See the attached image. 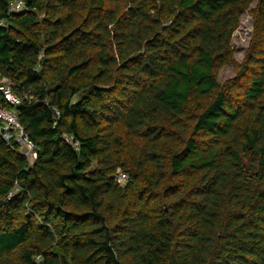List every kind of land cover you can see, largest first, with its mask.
<instances>
[{
  "label": "trees",
  "instance_id": "obj_1",
  "mask_svg": "<svg viewBox=\"0 0 264 264\" xmlns=\"http://www.w3.org/2000/svg\"><path fill=\"white\" fill-rule=\"evenodd\" d=\"M12 1L0 107L37 148L0 123V264H264V0Z\"/></svg>",
  "mask_w": 264,
  "mask_h": 264
},
{
  "label": "built area",
  "instance_id": "obj_2",
  "mask_svg": "<svg viewBox=\"0 0 264 264\" xmlns=\"http://www.w3.org/2000/svg\"><path fill=\"white\" fill-rule=\"evenodd\" d=\"M24 1L23 0H14L9 5V11L8 15H11L15 12L21 11L24 8ZM0 26L2 27H8V20L3 19L0 21ZM1 91L4 94V97L13 105L17 106L21 103V99L17 97L11 87L10 82L5 80L3 82V87L0 88ZM60 117V111L58 109L55 110V118ZM0 123L1 131H2V137L9 143L11 142L14 144H17L19 147V151L25 155L29 160L34 159L36 157V148L37 146L35 143L32 142V140L29 138L28 134L25 132L24 128L20 124L17 118V114L15 111H9L7 109L0 107ZM65 140L72 145L75 149H78L79 142L74 138V136L71 135H65ZM15 140V141H14ZM128 174L125 173L122 170H118V172L115 175V181L121 185H125L128 181ZM14 192L11 191L9 193L8 199L12 198Z\"/></svg>",
  "mask_w": 264,
  "mask_h": 264
},
{
  "label": "rangeland",
  "instance_id": "obj_3",
  "mask_svg": "<svg viewBox=\"0 0 264 264\" xmlns=\"http://www.w3.org/2000/svg\"><path fill=\"white\" fill-rule=\"evenodd\" d=\"M254 3L251 8H254ZM252 36V16L249 13L242 17L241 27L237 30L233 37V46L236 48L235 56L238 61L244 59L245 50L249 45ZM236 75V71L231 65H226L219 72V80L225 82Z\"/></svg>",
  "mask_w": 264,
  "mask_h": 264
}]
</instances>
